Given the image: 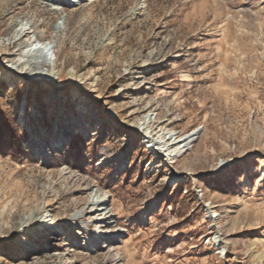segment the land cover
<instances>
[{"label":"rangeland","instance_id":"1","mask_svg":"<svg viewBox=\"0 0 264 264\" xmlns=\"http://www.w3.org/2000/svg\"><path fill=\"white\" fill-rule=\"evenodd\" d=\"M263 171L264 0H0V264H264Z\"/></svg>","mask_w":264,"mask_h":264},{"label":"bare ground","instance_id":"2","mask_svg":"<svg viewBox=\"0 0 264 264\" xmlns=\"http://www.w3.org/2000/svg\"><path fill=\"white\" fill-rule=\"evenodd\" d=\"M19 45H20V47H23L24 50L21 52V55H20L22 58H19L20 64H19V66H17L18 73L20 75L24 76V78H26L28 80H32V81H40V80L45 79V76L39 71V64L38 63H39V60L44 53V49H46V48H48V46H50V42H46V43L42 42V45L36 49H34L35 46L32 42L28 43V44L27 43L24 44L23 42H20ZM24 47H26V48H24ZM21 59H23V60H21ZM11 68H12V66H10V69ZM9 72H10V70H8V73ZM8 73H6V74H8ZM197 133H198V131L194 130L193 132H191L187 135L181 136V137L180 136L179 137H177V136L173 137V135H172L171 137L174 138L175 141L174 140L173 141H174V144H176V145H175V148L173 149V151H171V153H169V154H171V157L178 156V154L181 153L185 149V147L194 140L193 138L195 137V135ZM61 139H63L62 142H65L68 138L63 136ZM176 150H179V151H177V153H174V152H176ZM246 177H248V174H247V176H245V178ZM263 177H264V171H263ZM246 180H248V178H246ZM88 203H91V202L89 201ZM90 205L92 206L90 208V210L86 209L85 211L91 212L92 210H94V207H97L98 210L101 211L102 222H106L108 219L111 218L112 208L107 205V198H99L97 201H93ZM212 216H214V215H212ZM121 232H122L121 228L116 229V230H111V231L108 230L104 233V236L103 235L100 236V239L111 240L112 237L119 235ZM49 238L55 240L57 237H55L54 235H51V236H49ZM101 243H102V241L101 242L99 241L98 246H101L102 245ZM121 261H122V259L118 260L117 263L121 264Z\"/></svg>","mask_w":264,"mask_h":264}]
</instances>
